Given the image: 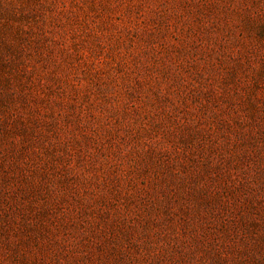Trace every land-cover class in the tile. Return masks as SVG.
<instances>
[{"label":"rangeland","instance_id":"374dc122","mask_svg":"<svg viewBox=\"0 0 264 264\" xmlns=\"http://www.w3.org/2000/svg\"><path fill=\"white\" fill-rule=\"evenodd\" d=\"M0 264H264V0H0Z\"/></svg>","mask_w":264,"mask_h":264}]
</instances>
